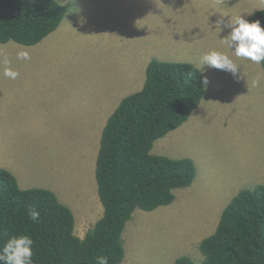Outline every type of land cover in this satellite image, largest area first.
<instances>
[{
  "label": "rangeland",
  "instance_id": "obj_1",
  "mask_svg": "<svg viewBox=\"0 0 264 264\" xmlns=\"http://www.w3.org/2000/svg\"><path fill=\"white\" fill-rule=\"evenodd\" d=\"M57 1L69 11L50 39L0 44V167L20 166L19 178L30 181L23 189L56 186L84 238L103 217L95 177L103 129L126 95L143 89L146 62L159 49L168 61L198 68L204 53L223 52L240 66L239 78L204 66L205 101L153 149L191 158L200 187L178 190L173 204L154 212L136 211L124 232L123 264H174L182 256L200 262V243L233 197L264 185V70L232 55L222 41L231 29L217 28L221 19L247 20L264 0ZM21 50L30 59H17ZM5 57L16 79L4 77Z\"/></svg>",
  "mask_w": 264,
  "mask_h": 264
},
{
  "label": "trees",
  "instance_id": "obj_2",
  "mask_svg": "<svg viewBox=\"0 0 264 264\" xmlns=\"http://www.w3.org/2000/svg\"><path fill=\"white\" fill-rule=\"evenodd\" d=\"M69 11L57 0H0V44L36 46L56 32ZM264 27V9L249 22ZM264 70V62L261 63ZM184 62L152 60L141 91L125 97L102 132L96 163L103 217L84 238L75 232L72 209L50 189H22L0 168V247L10 236L34 241L33 264H108L126 259L124 232L136 211L154 212L191 187L197 168L191 158L153 154L155 143L188 122L204 100L202 72ZM189 72L193 78L189 79ZM40 213L37 223L28 209ZM202 260L174 264H264V185L243 189L225 207L216 231L199 245Z\"/></svg>",
  "mask_w": 264,
  "mask_h": 264
},
{
  "label": "clouds",
  "instance_id": "obj_3",
  "mask_svg": "<svg viewBox=\"0 0 264 264\" xmlns=\"http://www.w3.org/2000/svg\"><path fill=\"white\" fill-rule=\"evenodd\" d=\"M221 24H223L225 28L231 29L228 35L222 38V41L224 45L231 50L232 55L237 58L246 59L255 64L264 62V27L261 26L259 20L249 22L244 19L241 14L234 18H230V21L226 24L221 19L217 21L219 32L222 30L219 27ZM16 57L22 60L30 59L29 53L24 50L17 51ZM3 64L4 77L16 79L19 76V73L12 69L11 61L7 57L3 59ZM204 66L230 72L234 78H239L238 73L240 66L235 63L229 55L223 52L212 50L204 53L200 57L199 66L196 70L203 72ZM188 76L189 79H192L193 73L189 72ZM209 83L208 77L202 75V87L206 89ZM259 84V78L253 81V86H259ZM28 218L33 223H37L40 218L39 211L35 208L28 209ZM33 244L34 241L28 235L10 236L3 246L0 247V264H33ZM95 264H108V259L106 256H97L95 257Z\"/></svg>",
  "mask_w": 264,
  "mask_h": 264
},
{
  "label": "crops",
  "instance_id": "obj_4",
  "mask_svg": "<svg viewBox=\"0 0 264 264\" xmlns=\"http://www.w3.org/2000/svg\"><path fill=\"white\" fill-rule=\"evenodd\" d=\"M264 9V8H263ZM256 13V12H255ZM79 14V13H78ZM212 14H214V16L217 18L218 17V14H217V12H215V13H212ZM252 16V15H251ZM250 16V17H251ZM216 18H215V21H212V22H216ZM245 19V18H244ZM249 19V18H248ZM247 19V20H248ZM63 27H65V24H63V26H62V28ZM145 28V27H144ZM155 27H152V29H154ZM145 31L148 33L149 31H150V28H149V30H146V28H145ZM157 31V28L152 32L151 31V35H154L155 34V32ZM51 37H49V39H50ZM45 44V43H44ZM44 44H42V45H44ZM162 54V55H161ZM177 55H180V54H177ZM177 55H173V57H176ZM166 58H167V55L166 54H163V53H161L160 51H159V49H157V51H155V53H154V55H153V60L154 59H156V60H159V61H164V62H184V63H190V62H188V61H168V60H166ZM152 61V58H150V61H147L146 62V67H145V70L147 69V67H148V65L150 64V62ZM193 63H195L194 61H192ZM193 63H190V64H192V65H194ZM261 65V64H260ZM250 66V65H249ZM255 68V65H254V63H252V66H250V69H254ZM261 68H262V66H261ZM207 69H208V67H207ZM213 69V68H212ZM212 69H208V70H210V71H212ZM215 70H216V68H215ZM214 72V71H213ZM226 71H224L223 72V74L225 73ZM202 74L203 75H206L207 76V73L206 72H202ZM208 77V76H207ZM143 87H144V85H143ZM216 88L218 89V87L216 86ZM138 90H140V88L138 89ZM131 94H133V93H130L129 95H131ZM128 94L126 95V97L127 96H129ZM207 95V88H206V94H205V96ZM216 98H218V97H216ZM205 101V100H204ZM121 103V102H120ZM201 107V106H200ZM117 109V108H116ZM115 109V110H116ZM114 113V112H113ZM112 113V114H113ZM106 126V125H105ZM105 128V127H104ZM104 130V129H103ZM18 166V165H17ZM15 167V169H16V172H15V170H13V171H11V170H9L10 172H12L15 176H16V178H17V180H18V182H19V184H20V186H21V188L23 189V187L22 186H26V185H28L29 183H30V181L29 180H25V179H20L19 178V176H23V169H21V167L20 166H18V167ZM0 168H2V167H0ZM6 169V168H5ZM198 169V168H197ZM8 170V169H7ZM199 171V170H198ZM15 172V173H14ZM80 177V176H79ZM198 179H199V172H198V175H197V178H196V181H195V183H194V185L197 183V185H196V187L198 186V188L200 187V185L198 184ZM78 180V179H77ZM193 187V186H192ZM32 189V188H31ZM47 189V188H46ZM53 189L54 190H52L53 192H55L56 194H57V191L59 190L56 186H53ZM51 190V189H50Z\"/></svg>",
  "mask_w": 264,
  "mask_h": 264
}]
</instances>
